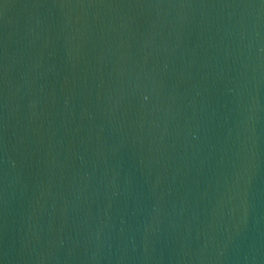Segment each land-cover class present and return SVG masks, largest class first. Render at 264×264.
Returning <instances> with one entry per match:
<instances>
[{
  "label": "water",
  "instance_id": "1",
  "mask_svg": "<svg viewBox=\"0 0 264 264\" xmlns=\"http://www.w3.org/2000/svg\"><path fill=\"white\" fill-rule=\"evenodd\" d=\"M0 264H264V0H0Z\"/></svg>",
  "mask_w": 264,
  "mask_h": 264
}]
</instances>
